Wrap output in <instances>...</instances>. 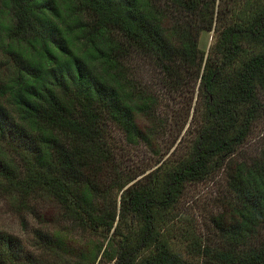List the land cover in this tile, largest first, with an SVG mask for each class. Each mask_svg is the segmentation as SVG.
<instances>
[{"label": "trees", "instance_id": "trees-1", "mask_svg": "<svg viewBox=\"0 0 264 264\" xmlns=\"http://www.w3.org/2000/svg\"><path fill=\"white\" fill-rule=\"evenodd\" d=\"M0 50V141L14 154L0 147V193L53 199L103 231L95 264H264V150L230 161L264 94V0H0ZM139 61L171 91L196 87L198 107L182 155L121 179L106 169L109 125L145 140L138 117L152 119L158 98ZM226 161L233 201L212 217L221 242L194 239L186 255L169 234L172 208L185 182ZM24 251L0 228V264H44Z\"/></svg>", "mask_w": 264, "mask_h": 264}, {"label": "rangeland", "instance_id": "rangeland-1", "mask_svg": "<svg viewBox=\"0 0 264 264\" xmlns=\"http://www.w3.org/2000/svg\"><path fill=\"white\" fill-rule=\"evenodd\" d=\"M210 40V31H201L198 46L207 48ZM3 61L4 56L0 50V71L5 67ZM138 63L137 66L143 68L139 73L143 80L151 85V90L158 93V98L156 107L151 111L154 114L152 119L138 117L139 125L146 131L150 130L145 132V140L130 143L124 139L118 128L109 125L113 160L107 164L106 169L109 174L118 175L121 179L135 172L138 174L134 179L139 177L159 164L167 155L168 158L176 154L182 155L187 149L188 138L192 135L188 126L189 117L193 106L198 103L195 102L196 87L194 91H171L168 85L161 84V75L155 67L145 66L141 61ZM189 95H192L189 115L180 129L184 105ZM259 100L260 108L251 130L237 146L230 161L248 160L253 155L258 157L264 150L263 93H260ZM187 126L188 132L185 130ZM0 147L6 150L9 156L14 155L2 141ZM227 166L228 161L214 168L201 180L185 182L172 208L169 234L175 248L186 255L188 252L185 251L190 247L189 242L194 239L211 246L221 242L212 217L220 213L229 216L230 213L233 200L225 184ZM112 191L116 189L113 188ZM99 200L102 203L101 198ZM0 228L14 234L23 245L24 252L29 256H39L44 264H90L93 250L100 244L95 264L100 259V252L107 239L103 231L90 229L70 214L62 204L46 197H37L27 203H21L5 193H0ZM38 231L42 234H53V242L46 244L40 239ZM189 259H193L192 256Z\"/></svg>", "mask_w": 264, "mask_h": 264}]
</instances>
